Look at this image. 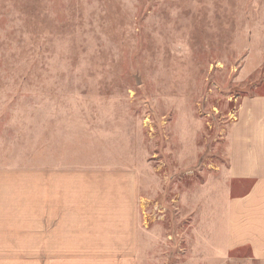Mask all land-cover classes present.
Masks as SVG:
<instances>
[{"label": "rangeland", "instance_id": "374dc122", "mask_svg": "<svg viewBox=\"0 0 264 264\" xmlns=\"http://www.w3.org/2000/svg\"><path fill=\"white\" fill-rule=\"evenodd\" d=\"M260 96L264 0H0L1 150L134 169L141 264H264L224 245L251 186L231 124Z\"/></svg>", "mask_w": 264, "mask_h": 264}, {"label": "crops", "instance_id": "0c3cea01", "mask_svg": "<svg viewBox=\"0 0 264 264\" xmlns=\"http://www.w3.org/2000/svg\"><path fill=\"white\" fill-rule=\"evenodd\" d=\"M229 135L225 173L251 186L228 200L224 245L264 262V96L238 107ZM2 151L0 264L142 263L134 169L79 167L71 140L64 153Z\"/></svg>", "mask_w": 264, "mask_h": 264}]
</instances>
